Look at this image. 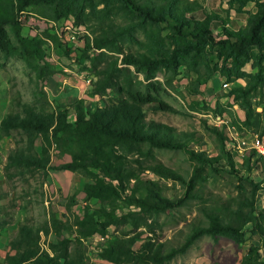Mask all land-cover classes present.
<instances>
[{"label":"rangeland","instance_id":"1","mask_svg":"<svg viewBox=\"0 0 264 264\" xmlns=\"http://www.w3.org/2000/svg\"><path fill=\"white\" fill-rule=\"evenodd\" d=\"M190 1L197 6L186 15L197 23L194 31H187L185 35L177 34L167 13L159 15L157 22L145 20L120 0H65L63 7L68 13L53 20L39 16L35 7L29 6L19 13L21 34L41 41V59L27 65L17 57L0 54L11 104L17 96L23 102L34 104L36 96L44 93L51 108L68 110V120L73 119L72 106L76 102L92 111L127 100L126 89L143 94L147 100L143 105L146 120L176 131L181 146L156 148L143 143L141 153L133 150L118 153L124 165L136 166L138 162L142 166L164 165L178 172L184 182L159 178L149 170L140 174L141 179L157 181L162 193L170 199L185 194V183L196 164L190 157L191 151L214 159L195 180L194 198L185 205L148 217L150 233L146 227L138 229L145 230L142 238L151 236L162 242L164 251L180 246L194 225L207 226L201 212L205 203L234 208L248 201L253 186L257 188L255 208H264V157L253 149L241 155L239 142L235 140L236 136L243 142H255L257 136L264 140V85L255 90L251 85L249 93L242 92L248 77H236V70L253 74L256 69L251 61L239 67V59H226L230 52L220 51L217 45L219 40L244 28L257 12L258 3L264 0ZM110 28L119 34L117 48L110 51L92 47L94 38L103 29ZM197 28L208 29L214 41L205 40ZM46 34L55 36L56 40L50 44ZM126 55L138 60L147 57L152 63L148 66L140 61L126 64L122 61ZM39 66L51 74L39 77ZM104 68L111 70L114 85L120 87L121 93L115 86L94 93V85L102 78L100 71ZM23 145L25 136L17 131L0 137L6 162L8 154ZM34 145L36 153H42L39 138ZM64 150L54 143L45 146L43 153L49 155L46 173L38 170L21 174L15 167L4 172L2 166L6 183L5 192L0 189L2 229L7 228L15 235L22 225L43 229L33 253L52 255V244L69 239L70 252L73 256L81 254V264H106L100 257L101 250L115 237L128 233L131 227L112 225L103 234L78 240L75 218L81 217L86 207L97 208L100 204L83 191V184L91 181L90 174L56 168L70 160ZM229 158L234 169L228 165ZM130 210L137 208L117 202L118 215ZM52 216L58 222L57 228ZM242 232L240 243L224 235L217 236V241L208 234L200 235L183 254L166 264H239L251 245L261 248V240L251 232L249 223L243 226ZM140 243L141 240L136 241L134 248Z\"/></svg>","mask_w":264,"mask_h":264},{"label":"trees","instance_id":"2","mask_svg":"<svg viewBox=\"0 0 264 264\" xmlns=\"http://www.w3.org/2000/svg\"><path fill=\"white\" fill-rule=\"evenodd\" d=\"M65 0H0V54L5 57L14 56L27 65L34 59H41V41L24 37L21 34L22 25L19 13L29 6L35 7L39 16L58 19L67 14L63 7ZM126 7L134 11L145 20L159 21V15L167 13L174 22L177 34L185 35L193 32L195 23L191 16H187L197 6L190 0H120ZM202 25V24H201ZM205 27V26H204ZM207 41H214L211 32L197 28ZM118 32L114 28L103 29L102 33L93 40L92 47L97 50H114L117 48ZM49 41L56 37L46 34ZM220 51L228 50L226 59H239L238 66L251 61L256 69L253 74H244L239 68L236 77L246 75V88L242 92L249 93L264 85V1L257 5V12L249 19L248 24L227 35L217 42ZM74 47V45L72 46ZM71 47V48H72ZM123 63L134 64L140 61L143 65H150L152 61L147 57L141 60L126 55ZM102 78L94 85V93L115 86L112 72L108 68L102 71ZM51 74L46 68L38 67V76ZM121 93L120 87L115 86ZM127 100L119 101L110 106L86 110L82 103L76 102L72 106L75 112L72 120L67 119V109L51 108L47 96H36L35 103H27L20 98L13 97V112L0 121V135L8 136L11 131H17L25 136V145L19 146L7 156L4 172L15 167L17 173H30L41 170L47 172L49 155L43 153L45 146L52 143L70 155V160L59 164L56 168L67 171L81 170L90 174L91 181L83 184V191L88 198L96 199L100 206L86 207L81 217L74 220L75 235L78 240L93 234H103L109 226L129 225L131 229L122 236L115 237L100 252V257L106 264H166L173 257L183 254L192 243L203 234H208L214 241L217 236L224 235L236 243L243 240L242 228L251 225V232L261 240V248L251 245L239 264H264V208L256 210V187L249 191L248 201L232 208L229 205L209 204L201 207L203 216L207 219V226L194 225L187 234L184 242L178 247L164 251V244L151 236L142 238L146 227L149 231L148 217L187 204L194 198L193 189L199 173L214 159L208 158L202 152L191 151V159L195 161L193 173L185 183V194L177 199L166 197L157 181L141 179L140 174L151 171L159 178L184 182L183 177L176 171L164 165L142 166L140 162L134 166L124 165L119 150H133L141 153L140 145L145 143L149 147L177 148L181 146L177 132L170 127L147 121L143 105L146 98L140 92L132 89L125 91ZM160 105V103H159ZM88 109V108H87ZM159 109V108H155ZM42 144V153L35 151V139ZM68 144L71 148H67ZM228 165L234 169L232 159ZM96 170V172H92ZM10 175V174H9ZM7 176V175H6ZM118 201H123L137 210H130L124 214L116 213ZM238 218H240L238 220ZM54 227L57 228L54 216ZM0 223V231L3 227ZM40 230L28 226H19L8 247L13 253L5 256L6 264H81V254L73 256L69 249L70 240L62 239L51 245L52 255L47 252L33 253L39 239ZM47 228L45 232H47ZM141 240L137 248L136 241Z\"/></svg>","mask_w":264,"mask_h":264},{"label":"crops","instance_id":"3","mask_svg":"<svg viewBox=\"0 0 264 264\" xmlns=\"http://www.w3.org/2000/svg\"><path fill=\"white\" fill-rule=\"evenodd\" d=\"M48 42L51 44V41L48 40ZM88 79V78H87ZM86 79V80H87ZM7 79L4 75L3 69L0 67V120L5 117L6 115L12 113L13 105L10 102V98L7 96ZM87 89L84 90L86 92ZM0 137H6L1 136ZM3 150L0 149V189L2 187V191L5 192L6 190V183L3 180L4 175L2 171V166L6 163V157L5 154L2 153ZM15 235L14 232L9 233V230L7 228H4L0 231V264H6L5 262V256L8 252L13 253L9 249V247H6L10 241V239Z\"/></svg>","mask_w":264,"mask_h":264},{"label":"built area","instance_id":"4","mask_svg":"<svg viewBox=\"0 0 264 264\" xmlns=\"http://www.w3.org/2000/svg\"><path fill=\"white\" fill-rule=\"evenodd\" d=\"M224 87H227V84H224ZM235 140H237L239 142L238 152L241 155L243 154V152L245 150L253 149L257 153L258 156L264 157V140H262L258 136H257V142H243L242 139L238 138L237 136L235 137ZM245 145H247V146H245Z\"/></svg>","mask_w":264,"mask_h":264},{"label":"bare ground","instance_id":"5","mask_svg":"<svg viewBox=\"0 0 264 264\" xmlns=\"http://www.w3.org/2000/svg\"><path fill=\"white\" fill-rule=\"evenodd\" d=\"M71 37H73V36H71ZM255 142H257V140Z\"/></svg>","mask_w":264,"mask_h":264}]
</instances>
